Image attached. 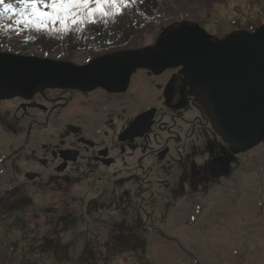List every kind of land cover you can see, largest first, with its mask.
<instances>
[{
    "label": "rangeland",
    "instance_id": "1",
    "mask_svg": "<svg viewBox=\"0 0 264 264\" xmlns=\"http://www.w3.org/2000/svg\"><path fill=\"white\" fill-rule=\"evenodd\" d=\"M181 21L199 23L214 38L233 31H253L264 24V0H167L160 5L156 18L147 20L145 30L132 40L130 48L153 46L163 32ZM16 36L23 37L21 33ZM94 52L80 49L70 60L86 63ZM35 55L42 56L37 51ZM178 72H182L181 67L166 69L156 81L175 77ZM152 78L144 68L132 75V86H140L141 97L159 95L149 81ZM41 90L50 97L65 96L69 101L49 115L52 104L44 100ZM94 94V89L47 87L38 88L28 99H0V264H264V255L253 256L257 250L264 254V140L245 151L218 143L215 150L196 156L198 163L207 160L211 166L197 172L192 197L198 202L186 205L191 215L182 217L184 227L164 224L173 220L184 202H177L161 223L109 220L111 214L98 211L101 194L115 191L122 199L134 184L125 182V177L117 182L100 181L102 172L93 161L89 163L91 169L85 161L79 168H70L71 177L64 182L47 183L50 167L41 178H26V171H39L33 162V149L56 141L76 113H89L84 101ZM184 98H188L186 94ZM185 101L176 110H182L187 118L198 114ZM47 115L50 119L46 121ZM164 118L169 121V115ZM208 142H215L214 137ZM217 166L223 168L216 170ZM252 168L257 172V190L252 198L247 194L243 198L247 190L241 192L237 184L240 181L244 185L243 176ZM229 184L235 185L231 186L234 191L230 190L228 206L223 201L219 202L222 207H217L216 190ZM23 200L28 204L21 203ZM225 208L229 211L226 216L221 213ZM236 217L232 226L239 246L230 250V257L222 256L234 241L232 235L226 238L216 232L223 226L231 227Z\"/></svg>",
    "mask_w": 264,
    "mask_h": 264
},
{
    "label": "flooded vegetation",
    "instance_id": "2",
    "mask_svg": "<svg viewBox=\"0 0 264 264\" xmlns=\"http://www.w3.org/2000/svg\"><path fill=\"white\" fill-rule=\"evenodd\" d=\"M145 70L153 75L149 81L160 91L158 96L141 97L140 86H132V80L124 92L94 89L95 94L84 101L89 113H76L56 141L33 149V162L39 171H29L40 174L34 179L41 178L50 167L47 183L64 182L71 177L70 168H79L85 161L91 169L89 163L93 161L102 172L100 181L117 182L125 177V182L134 184L122 199L115 191L101 194L98 211L111 214L109 220L123 222L160 223L179 200L192 197L199 168L211 166L207 160L198 163L196 156L215 150L218 143L231 146L215 131L209 109L188 86L182 72L156 81L161 73ZM40 94L52 104L49 115L69 101L65 96L50 97L44 90ZM183 100L198 114L187 118L182 110H176ZM210 137L215 142L209 143ZM222 168L217 166L216 170Z\"/></svg>",
    "mask_w": 264,
    "mask_h": 264
},
{
    "label": "water",
    "instance_id": "3",
    "mask_svg": "<svg viewBox=\"0 0 264 264\" xmlns=\"http://www.w3.org/2000/svg\"><path fill=\"white\" fill-rule=\"evenodd\" d=\"M173 67L182 68L225 142L245 151L264 140V24L214 38L199 23L181 21L149 48L104 53L82 64L0 50V99H28L47 87L124 92L138 69L160 74ZM38 175L25 174L29 180Z\"/></svg>",
    "mask_w": 264,
    "mask_h": 264
},
{
    "label": "trees",
    "instance_id": "4",
    "mask_svg": "<svg viewBox=\"0 0 264 264\" xmlns=\"http://www.w3.org/2000/svg\"><path fill=\"white\" fill-rule=\"evenodd\" d=\"M165 1L124 0L103 5V11H96V4L91 3L87 8L62 11L51 6L53 0H39L35 5L27 0H5L11 9L5 12L0 5V50L25 54L37 51L42 56L57 54V59L70 60L80 49H94L93 57L128 49ZM18 33L23 37H17ZM25 202L29 201L21 203Z\"/></svg>",
    "mask_w": 264,
    "mask_h": 264
},
{
    "label": "crops",
    "instance_id": "5",
    "mask_svg": "<svg viewBox=\"0 0 264 264\" xmlns=\"http://www.w3.org/2000/svg\"><path fill=\"white\" fill-rule=\"evenodd\" d=\"M235 185V184H234ZM233 184L231 185V184H229V185H222V187L221 188H224L225 190H226V197H225V199H224V203L226 204V201H230V190H231V186H234ZM234 189V188H233ZM219 190V189H218ZM218 190H216V192H215V201L217 202L215 205L218 207V206H220V207H222V205H220L219 204V201H218V199H217V192H218ZM234 191V190H233ZM232 190H231V192H233ZM192 201H197L198 202V200H196V199H194L193 197H189V198H182L181 200H179V202H184L182 205H181V207L178 209V211L177 212H179L180 210H182V211H184L183 212V214L181 215V220H182V217H184L186 214L187 215H191V209H188V208H186V205L187 204H190ZM188 206V205H187ZM226 206H228V203L226 204ZM174 208H176V205H175V207H173L172 209H174ZM172 209H171V211H172ZM220 209H223V208H219V211H220ZM177 212L175 213V217L173 218V220H171L170 222H168V221H165L164 222V224H170V225H173V226H177V225H179V224H174L175 223V221L174 220H176V218H177ZM171 214V212L168 214V216ZM168 218V217H167ZM237 218H239V217H236L235 219H232L231 220V227L230 226H223V228H221V230L220 229H218V231L216 232L217 234H220V232H222V235L224 236H226V238H228V236L229 235H232V239H233V241H234V243H236L237 245H238V243L237 242H239V241H237V239L235 240V235H238L235 231H234V229H233V226H232V221H234V223L237 221L236 219ZM167 220V219H166ZM183 221V227L185 226V221L184 220H182ZM161 223V222H160ZM226 223V222H225ZM225 223H224V225H225ZM228 223V222H227ZM191 224H189V225H187V226H190ZM181 226V225H180ZM158 228V227H157ZM181 228V227H180ZM230 229H231V232H230ZM239 246V245H238ZM238 246H237V248H238ZM230 249H229V247H228V245H227V249L225 250V252H223V254H222V256H228V257H230L231 256V253H229L230 251H229ZM236 256H239V254H236ZM242 258H244V254H243V251H242V254H241V259ZM242 260H244V259H242Z\"/></svg>",
    "mask_w": 264,
    "mask_h": 264
},
{
    "label": "bare ground",
    "instance_id": "6",
    "mask_svg": "<svg viewBox=\"0 0 264 264\" xmlns=\"http://www.w3.org/2000/svg\"><path fill=\"white\" fill-rule=\"evenodd\" d=\"M137 80V79H136ZM256 176H257V172L254 170V168H252V169H250L249 171H247L246 173H245V175L243 176V180H244V185H242L241 184V182L240 181H238V187H239V189H241L240 191L241 192H243V190H247V191H244V192H246V193H242V195H244L243 196V198H245L246 197V194H247V197L248 198H252V196H253V194H254V191H255V189H256V185H255V181H256ZM257 190V189H256ZM226 190L224 189V188H221L218 192H217V198H218V200H219V202H221L220 204H222L223 203V201H224V199H225V197H226ZM255 195V194H254ZM243 198H242V200H243ZM238 199V198H237ZM240 202H242L241 201V199L239 200ZM187 207V206H186ZM237 208V207H236ZM228 209V208H227ZM227 209L225 208V210H223L221 213H222V215H224V216H226L228 213H229V211H227ZM183 212L184 211H182V210H180L179 212H177V218H176V220H174L175 221V223L174 224H179V225H183L182 223H183V221L181 220V215L183 214ZM231 212V211H230ZM240 212V211H239ZM235 212L233 211V214H234ZM210 222V221H209ZM222 235V234H221ZM153 246H155V244H153ZM237 246L238 245H236V243H233L232 245H228V247H229V249L230 250H233V249H235V248H237ZM229 250V251H230ZM254 254H257V257L258 258H262L261 256H263L264 254L261 252V250L259 251V250H257L255 253H253V256H254ZM256 256V255H255ZM226 257H228V256H226Z\"/></svg>",
    "mask_w": 264,
    "mask_h": 264
},
{
    "label": "snow or ice",
    "instance_id": "7",
    "mask_svg": "<svg viewBox=\"0 0 264 264\" xmlns=\"http://www.w3.org/2000/svg\"><path fill=\"white\" fill-rule=\"evenodd\" d=\"M28 3L35 5L39 0H27ZM118 2L123 3L124 0H53L51 6L59 8L62 11H71L77 8H87L89 4H96V11H103V5H115ZM0 5L4 6V11L11 9V5H5V0H0Z\"/></svg>",
    "mask_w": 264,
    "mask_h": 264
}]
</instances>
